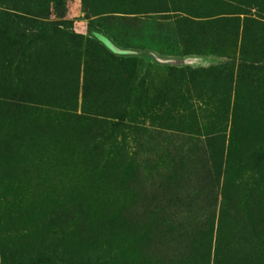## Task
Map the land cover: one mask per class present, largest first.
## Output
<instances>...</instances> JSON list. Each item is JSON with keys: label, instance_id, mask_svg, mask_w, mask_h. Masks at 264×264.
<instances>
[{"label": "rangeland", "instance_id": "1", "mask_svg": "<svg viewBox=\"0 0 264 264\" xmlns=\"http://www.w3.org/2000/svg\"><path fill=\"white\" fill-rule=\"evenodd\" d=\"M67 19L0 20V264H264V0Z\"/></svg>", "mask_w": 264, "mask_h": 264}, {"label": "trees", "instance_id": "2", "mask_svg": "<svg viewBox=\"0 0 264 264\" xmlns=\"http://www.w3.org/2000/svg\"><path fill=\"white\" fill-rule=\"evenodd\" d=\"M73 0H54L49 14L43 16H24L14 12L0 11V20L9 22L15 27L25 25L30 29L43 30L46 27H61L66 29L72 28V22L67 19V5ZM54 17L53 20H49Z\"/></svg>", "mask_w": 264, "mask_h": 264}]
</instances>
